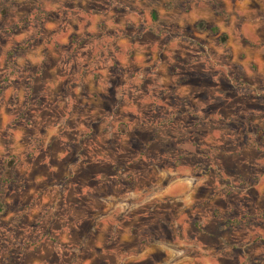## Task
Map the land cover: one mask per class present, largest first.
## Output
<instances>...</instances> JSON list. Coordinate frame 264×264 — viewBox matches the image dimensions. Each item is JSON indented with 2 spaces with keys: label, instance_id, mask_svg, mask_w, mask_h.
Segmentation results:
<instances>
[{
  "label": "rangeland",
  "instance_id": "obj_1",
  "mask_svg": "<svg viewBox=\"0 0 264 264\" xmlns=\"http://www.w3.org/2000/svg\"><path fill=\"white\" fill-rule=\"evenodd\" d=\"M0 264H264V0H0Z\"/></svg>",
  "mask_w": 264,
  "mask_h": 264
}]
</instances>
